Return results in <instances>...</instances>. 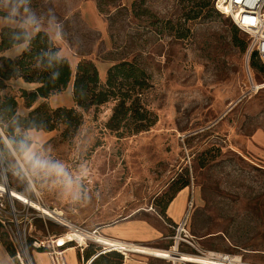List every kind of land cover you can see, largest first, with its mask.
Instances as JSON below:
<instances>
[{
  "label": "rangeland",
  "instance_id": "1",
  "mask_svg": "<svg viewBox=\"0 0 264 264\" xmlns=\"http://www.w3.org/2000/svg\"><path fill=\"white\" fill-rule=\"evenodd\" d=\"M83 1L12 0L10 10L30 33L46 32L73 71L82 60L96 67L134 60L148 75L147 104L155 123L120 137L106 128L114 106L108 103L85 114L67 138L53 131L36 143L35 130L24 132L35 146L30 159L17 154L0 129L10 153L4 157L0 144V184L6 181L32 200L38 195L43 206L92 232L159 214L188 181L184 191L192 194L193 207L186 229L200 249L264 264V65L247 59L246 35L214 7L201 8L200 0H92L101 28L82 16ZM235 37L247 43L245 51ZM4 93L19 96L15 89ZM61 94L70 105L61 107L75 106L70 90ZM34 160L61 165L64 174L34 168ZM1 196L9 210L8 196ZM46 222L45 236L70 234L54 220ZM0 234L11 242L3 227ZM131 244L128 257L171 264L157 255L170 244Z\"/></svg>",
  "mask_w": 264,
  "mask_h": 264
},
{
  "label": "trees",
  "instance_id": "2",
  "mask_svg": "<svg viewBox=\"0 0 264 264\" xmlns=\"http://www.w3.org/2000/svg\"><path fill=\"white\" fill-rule=\"evenodd\" d=\"M200 6L207 12L212 7L215 9L214 0H200ZM234 42L242 51L247 49L244 40L235 37ZM21 44H26V47L17 57L2 55L4 51ZM255 59L258 60L252 54L250 60L253 66ZM13 79H21L25 83L36 84L37 87L32 91H17L19 96L4 93L11 90L7 83ZM104 81L102 84L98 69L90 60H82L73 71L46 32L39 31L30 36L24 28H5L0 35V129L17 154L22 155L31 145V141L23 135L24 132L58 131L62 138H67L83 124L85 114L97 111L108 103H113L114 106L106 128L120 137L138 134L154 125L155 120L147 104L151 85L141 66L134 60L113 63L108 68ZM71 82L74 107L49 109L45 105H39L25 116L18 114L17 98H22L26 108L30 109L39 99L46 100L64 92ZM0 144L3 156H9L1 137ZM17 171L20 172L19 169ZM188 185V181H183L175 190L161 207V217L165 216L174 196ZM4 237V234H0L1 242L11 255H15L12 243ZM101 251L102 248H96L94 255L86 261L92 260L91 264H122L124 261V257L116 251Z\"/></svg>",
  "mask_w": 264,
  "mask_h": 264
},
{
  "label": "crops",
  "instance_id": "3",
  "mask_svg": "<svg viewBox=\"0 0 264 264\" xmlns=\"http://www.w3.org/2000/svg\"><path fill=\"white\" fill-rule=\"evenodd\" d=\"M12 0H0V35L1 31L5 28H24L28 31L26 26H23L18 20L13 17L11 13ZM80 11L82 16L87 19L91 26L102 27L98 20L96 4L92 0H85L82 2ZM30 33V36L36 34ZM26 47V44L14 46L2 53V55L14 58L21 54ZM60 54V50H59ZM62 57H65L63 55ZM111 64H103L101 67H97L99 77L101 81L105 80L106 72ZM7 85L11 89L16 91L26 90L32 91L37 85L25 83L21 79L10 80ZM70 90L72 92V82L69 83L65 91ZM62 94L51 96L49 99H39L30 109H27L25 102L22 98H17V112L20 115L27 114L30 110L36 108L38 104L47 102L52 108L61 106H70L62 102ZM58 104V105H57ZM52 132L39 131L33 132L31 137L36 143L45 142L50 139ZM34 144L24 153V157L30 159L34 152ZM187 189V188H185ZM190 199L188 192L184 189L178 192L172 201L169 203L165 216L161 217L157 213H146L143 218L136 219H125L117 221L111 224H103L97 227L96 230L99 235H103L104 238L114 240L117 242L125 243L127 245L139 244V245H152L155 248L165 247L168 244L171 245L170 241L166 238L171 236L169 234V225H175L182 221L187 205ZM5 202V201H4ZM5 206V205H4ZM1 227V226H0ZM48 231V224L40 219L32 222L29 231V252L27 255V261L21 260L16 252L13 245L15 255H11L7 250L6 246L0 240V264H84L87 259L92 257L96 251V248H101L100 245L94 243H88L83 248L79 247L73 242L71 237H68V233L59 234L53 237H47L44 235V230ZM93 230V231H94ZM49 232V231H48ZM78 242L77 239H74ZM34 241L42 242L40 249H33L30 244ZM49 242H52L54 246V252L49 249ZM169 246V245H168ZM55 256H58L59 261L55 260ZM102 262V261H100ZM103 264V263H100ZM122 264H155L144 258L142 255H131L130 257L124 258Z\"/></svg>",
  "mask_w": 264,
  "mask_h": 264
},
{
  "label": "built area",
  "instance_id": "4",
  "mask_svg": "<svg viewBox=\"0 0 264 264\" xmlns=\"http://www.w3.org/2000/svg\"><path fill=\"white\" fill-rule=\"evenodd\" d=\"M214 6L220 14L228 17L234 27H236V29H238L248 38L249 43L247 49V59L249 60L251 55L255 54L259 62L264 65V0H214ZM28 182L30 183L29 179ZM3 185L8 191H10V188L6 181L3 182ZM28 188H30V190L33 192L31 186H28ZM0 194L3 195L5 193ZM1 195L0 226L8 232L9 238L14 244L18 257L21 260L25 261L20 247L21 242L24 241V245L28 253L29 231L32 222L37 219L46 222L49 217L45 216L40 211L34 209L29 205H26L24 203H18L16 201H11L9 197V210H7V208L4 206L5 203L4 201H2ZM22 195H24L28 200H32L28 194ZM192 198L193 196L191 194L182 221L175 225H169V229H171L173 233L171 236L166 238L171 243L170 247L167 250L170 251V253H173V250H175L176 253L180 254L205 257L206 261L187 263L183 260H179L178 258L170 259L168 261H170L171 264H253L244 262L241 256L237 257L231 254L218 253L213 251H202L200 249L198 241L193 236H191L186 229L189 213L193 207ZM33 201L41 204L40 197L38 195L35 196V200ZM15 202L19 204V207L15 206ZM58 224L62 225L60 223ZM62 226L68 228L65 225ZM77 229L82 230L79 227H77ZM92 233L98 234L96 230L92 231ZM72 240L79 247L83 248L92 239L85 240L83 243H79L74 239ZM49 243V249L54 252V246L52 242ZM30 246L33 249H40L42 247V242L34 241L30 244ZM101 248V253L108 252V250L104 246H101ZM111 251H116L120 253L124 258H127L128 254H131H126L120 249H111ZM55 260L57 262L59 261L58 256H55ZM91 261L92 260L86 261L84 264H91Z\"/></svg>",
  "mask_w": 264,
  "mask_h": 264
},
{
  "label": "bare ground",
  "instance_id": "5",
  "mask_svg": "<svg viewBox=\"0 0 264 264\" xmlns=\"http://www.w3.org/2000/svg\"><path fill=\"white\" fill-rule=\"evenodd\" d=\"M33 190L35 191V193H37L35 186L33 187ZM0 193H5L6 195H8V197L10 198L11 201H16L18 203H24L26 205H29V206L33 207L34 209L40 211L42 214L49 217L50 219H52V220H54V221H56L62 225L67 226L69 231H70L69 235H73V236L78 237L79 243H83L85 240L92 239V240H94L95 243L100 244L101 246H104L108 251H110L111 249H120L122 252H124L126 254L128 251L131 250V248H135V245H127L125 243L106 239L102 236H99L98 234H93L91 231H86L84 229H82V230L77 229V227L75 225H73L70 221H68L67 219L64 218V215L61 211L52 210V209L47 208V207H45V206H43V205H41V204H39L33 200H28L24 195H22L20 192H17L15 190L10 189V191H8L3 184H0ZM94 236L95 237L97 236V238L93 239ZM20 247H21L23 256L25 258V262H26L27 261L26 258H27L28 253H27L26 247L24 245V241L21 242ZM144 250L145 251H154V250L148 249V248H145ZM173 251H174L173 253H170V251H157L158 252L157 255L164 257L167 260L178 258L179 260H183L184 262H187V263H196V262L206 261L205 257L190 256L188 254L186 255V254L176 253L175 250H173Z\"/></svg>",
  "mask_w": 264,
  "mask_h": 264
},
{
  "label": "clouds",
  "instance_id": "6",
  "mask_svg": "<svg viewBox=\"0 0 264 264\" xmlns=\"http://www.w3.org/2000/svg\"><path fill=\"white\" fill-rule=\"evenodd\" d=\"M33 167L51 170V171H54L57 175L64 174V170H63V167L61 165L52 164V163L47 162V161L34 160Z\"/></svg>",
  "mask_w": 264,
  "mask_h": 264
}]
</instances>
